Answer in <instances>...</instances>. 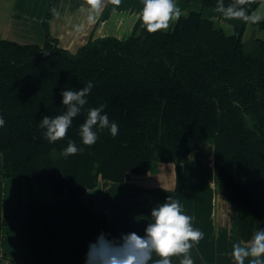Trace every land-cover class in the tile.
I'll return each mask as SVG.
<instances>
[{
  "label": "trees",
  "instance_id": "trees-1",
  "mask_svg": "<svg viewBox=\"0 0 264 264\" xmlns=\"http://www.w3.org/2000/svg\"><path fill=\"white\" fill-rule=\"evenodd\" d=\"M261 1L251 0L247 14ZM55 2L43 44L0 37L5 175L47 185L53 195L81 197L100 180L122 183L186 159L197 140H208L217 187L235 206L247 244L264 228V38H255L248 51L242 32L229 33L202 10H191L167 30L149 33L140 20L128 38H91L71 52L49 31ZM202 4L215 8L216 0ZM88 81L94 87L87 105L67 136L49 143L41 118L63 114L61 92ZM101 104L119 132L113 137L105 129L86 146L80 125ZM69 140L83 151L63 156Z\"/></svg>",
  "mask_w": 264,
  "mask_h": 264
},
{
  "label": "crops",
  "instance_id": "crops-1",
  "mask_svg": "<svg viewBox=\"0 0 264 264\" xmlns=\"http://www.w3.org/2000/svg\"><path fill=\"white\" fill-rule=\"evenodd\" d=\"M53 1L3 0L9 9L5 33L43 44ZM183 1L174 0L182 15L202 10L213 19L218 14L202 1L197 9H188ZM54 8L59 15L52 12L49 31L60 47L77 52L91 38H128L141 20L143 0H120L119 5L105 0L93 22L88 20L86 0H56ZM197 146L194 143L188 158L155 168L156 179L155 173H147L122 183L104 180L103 193H91L97 185L81 197L67 191L53 195L46 185L30 186L6 176L0 152V264H85L88 245L102 232L117 241L132 232L144 236L152 209L168 196L181 203L193 227L204 234L191 249L194 264H235L233 245H247L240 240L238 215L217 187L214 145ZM182 258L172 257V264H180Z\"/></svg>",
  "mask_w": 264,
  "mask_h": 264
},
{
  "label": "clouds",
  "instance_id": "clouds-1",
  "mask_svg": "<svg viewBox=\"0 0 264 264\" xmlns=\"http://www.w3.org/2000/svg\"><path fill=\"white\" fill-rule=\"evenodd\" d=\"M119 5L120 0H108ZM251 0H232L225 5L224 0H216L215 11L227 19L255 22L258 16L248 15L246 5ZM89 6V22H93L96 15L105 6V0H86ZM54 15H59L55 8ZM181 9L174 0H143L141 20L149 33L167 30L170 24L179 20ZM94 84L88 81L79 90L65 89L61 92L63 114L55 117L48 115L41 118L39 127L43 129V136L49 143L62 140L67 136L73 119L77 117L84 106ZM106 104L89 108L87 117L80 125L79 135L86 146L95 144L99 133L107 129L115 137L119 132V125L109 119L105 112ZM5 120L0 115V127ZM75 141L69 140L62 155L67 157L82 152ZM151 222L145 228V235L135 232L124 234L119 241L109 239L105 233H100L95 242L88 245L85 264H172V257H183L180 264H194L190 255L191 249L203 239V232L193 227L192 217L185 214L181 203L168 196L167 199L154 207L151 211ZM154 256L158 259L154 260ZM231 256L235 264H264V228L256 231L247 245L236 243L233 245Z\"/></svg>",
  "mask_w": 264,
  "mask_h": 264
},
{
  "label": "rangeland",
  "instance_id": "rangeland-1",
  "mask_svg": "<svg viewBox=\"0 0 264 264\" xmlns=\"http://www.w3.org/2000/svg\"><path fill=\"white\" fill-rule=\"evenodd\" d=\"M201 1L202 0H184L181 3L189 6L188 9L189 8L197 9L198 6H200V8H201ZM207 8H209V7H207ZM205 11H207V10H205ZM8 12H9L8 6L5 5L3 0H0V37L13 38L14 40H17V41L23 42V43L28 42L25 37L17 36L14 33H12V34L11 33H5L6 21H4V20L6 19L5 15H7ZM220 15L221 14H219V13L218 14L216 13L214 15L215 16L214 18H216L215 20L217 21V23L219 25L223 26L225 28V30L229 33L239 34L242 32V37H243V40L245 42V47L248 51H251L253 49V44H254L255 38H257V37L264 38V27L260 24H257V22L248 21L246 26H244V22L242 20L227 19L224 16L220 17ZM251 15L258 16L259 17L258 21L264 22V0H262L261 3L259 4V6L255 10L252 11ZM38 37H39V35H38ZM38 37H36V38H38ZM39 38H41V37H39ZM39 38L36 40H40ZM195 143H196V145H198L197 147H199L200 144H204V143L210 145L211 147L214 145L212 142H210L208 140H197ZM204 151H206V148L204 149ZM162 165H166V164H162ZM154 171L155 170H152L150 173L151 174L155 173L154 174V177H155L157 174ZM156 178L157 177H155V179ZM103 181L104 180H100V182L97 186L99 188L93 190L91 192L92 194L95 195V194L103 193V190H104V186L102 185ZM230 204L232 205V207L234 208V211H235L236 210L235 206L232 203H230Z\"/></svg>",
  "mask_w": 264,
  "mask_h": 264
}]
</instances>
